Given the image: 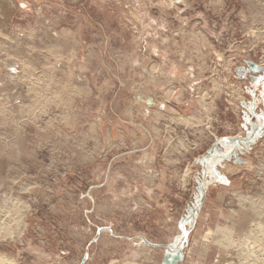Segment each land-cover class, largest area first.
Here are the masks:
<instances>
[{
  "label": "rangeland",
  "instance_id": "rangeland-1",
  "mask_svg": "<svg viewBox=\"0 0 264 264\" xmlns=\"http://www.w3.org/2000/svg\"><path fill=\"white\" fill-rule=\"evenodd\" d=\"M104 1L0 0V264H264V0Z\"/></svg>",
  "mask_w": 264,
  "mask_h": 264
},
{
  "label": "bare ground",
  "instance_id": "bare-ground-1",
  "mask_svg": "<svg viewBox=\"0 0 264 264\" xmlns=\"http://www.w3.org/2000/svg\"><path fill=\"white\" fill-rule=\"evenodd\" d=\"M102 1H104V0H102ZM104 2H105V1H104ZM104 2H103V3H104ZM141 8H142V7H141ZM143 8H144V7H143ZM138 9H139V8H138ZM124 16H125V15H124ZM144 16H145V15H144ZM140 21H141V20H140ZM66 32H67V33H66ZM69 33H71V32H69ZM69 33H68V31H66V30L64 29V31H61L59 34L56 35L55 40H54V48H55V51H56V52H60V51L63 49V47L65 48V47L67 46L66 43H68V42H69V39H70V35H69ZM30 36L32 37L33 34H30ZM30 36H29V38H30ZM146 36H147V35H146ZM182 36H183V35H182ZM23 39H25V38H23ZM31 39H32V38H31ZM12 40H13V39H12ZM9 42H10V41H9ZM15 44H16V43H15ZM17 44H18V43H17ZM18 45H19V44H18ZM0 49H1V50L6 49V50H8L7 52H9L10 50H12V49H11V45H10V43L7 44L6 42H3L2 44H0ZM19 49H20V48H19ZM52 49H53V48H52ZM6 50H4V52H5ZM22 51H23V50H22ZM22 51H21V52H22ZM18 52H20V51H18ZM10 55H11V54H10ZM137 60H138V59H137ZM140 62H141V61H140ZM142 62H143V61H142ZM60 65H61V64H60ZM5 66H6V68H7V73H8V76H6L5 78H6V79H9V80H11L12 78L14 79V76H15L14 74H18V73H19V67H16L17 65H14V64L11 63V62H8L7 64H5ZM5 66H4V67H5ZM25 66H26V67H25L24 69L27 70V71L29 70V72H30V71L32 70V68H33V66H32L31 63H28V65H25ZM141 66H143V65H141ZM141 66H140V67H141ZM49 68H50V67H49ZM49 68H47V69H49ZM64 68H65V67H64ZM64 68H63V69H64ZM145 68H146V67H145ZM0 70H2V69L0 68ZM53 70H54V69H53ZM53 70H52V71H53ZM4 71H5V70H4ZM21 71H22V70H21ZM48 71H49V70H48ZM145 71H146V69H145ZM22 72H23V71H22ZM49 72H50V71H49ZM23 73H24V72H23ZM23 73H22V74H23ZM31 73H32V71H31ZM31 73H29V75H28V76H30L29 78L32 77V76L30 75ZM55 73H56V72H55ZM55 73H54V74H55ZM69 73H70V72H69ZM24 74H25V73H24ZM27 74H28V73H27ZM70 74H71V73H70ZM4 75H5V74H4ZM13 75H14V76H13ZM49 75H50V74H49ZM51 75H52V74H51ZM68 75H69V74H68ZM55 76H56V75L52 76V78H54ZM15 77H16V76H15ZM20 77H22L21 74H20L19 78H20ZM26 77H27V76H26ZM26 77H25V75H24V76H23V79L25 80ZM50 77H51V76H50ZM50 77H49V78L47 77L46 82H48V80L50 79ZM52 78H51V79H52ZM60 78H61V77H60ZM155 78H156V77H155ZM27 79H28V78H27ZM33 79H34V78H33ZM36 79H37V78H36ZM38 79H39V78H38ZM51 79H50V80H51ZM57 79H58V78H56V81H57ZM67 79H68V78H67ZM69 79H70V78H69ZM50 80H49V83H50ZM60 80H61V79H60ZM7 81H8V80H7ZM11 81H12V80H11ZM11 81H9V83H11ZM15 81H16V80H15ZM19 81H22V80H19ZM71 81H72V80H71ZM13 82H14V81H13ZM22 82H23V81H22ZM22 82H21V83H22ZM46 82H45V83H46ZM18 83H19V82H18ZM69 83H70V82H69ZM13 84H14V83H13ZM46 84H47V83H46ZM58 84H60V82H59ZM14 85H15V84H14ZM58 86H59V85H58ZM64 87H65V86H64ZM10 88H11V87H10ZM59 88H60V87H59ZM67 88H69V87H67ZM55 89H56V88H55ZM60 89H61V88H60ZM62 90L64 91V89H61V91H62ZM73 90H74V89H73ZM63 91H62V92H63ZM66 91H67V89H66ZM169 91H170V90H169ZM173 91H174V90H173ZM37 92H38V91H37ZM55 92H56V91H55ZM73 92H74V91H73ZM77 93H78V92H77ZM168 93H171V94H172L173 92L170 91V92H168ZM168 93H167V94H168ZM6 94H7V93H6ZM43 94H44V93H43ZM52 94H54V93H52ZM60 94H62V93H60ZM67 94H70V93H67ZM67 94H66V95H67ZM75 94H76V92H75ZM75 94H74V95H75ZM45 95H46V94H45ZM70 95H71V94H70ZM70 95H68V96H70ZM72 95H73V94H72ZM74 95H73V96H74ZM169 95H170V94H169ZM173 95H174V94H173ZM7 96H9V95H7ZM54 96H56V95H54ZM62 96H63V95H62ZM68 96H65V99H67ZM73 96H72V97H73ZM167 96H168V95H167ZM50 97H52V95H51ZM58 97H59V96H58ZM168 97H169V96H168ZM168 97H167V99H168ZM45 98H46V97H45ZM56 98H57V97H56ZM61 98H63V97H61ZM169 98H171V96H170ZM163 99H164V98H163ZM176 99H177V101H178L180 98H177V97H176ZM54 100H55V99H54ZM165 100H166V99H165ZM43 101H44V100H43ZM49 101H50V100H49ZM56 101H57V99H56ZM56 101H55V102H56ZM65 101H66V100H65ZM65 101H64V102H65ZM68 101H69V100H68ZM143 101H144V100H143ZM168 101H169V100H168ZM52 102H53V101H52ZM59 102H60V98H59L58 103H59ZM66 102H67V101H66ZM66 102H65V103H66ZM1 103H2V102H1ZM5 103H6V102H5ZM5 103H3V104H5ZM38 103H40V102H37V104H38ZM69 103H70V102H69ZM69 103H68V104H69ZM34 104H35V102H34ZM46 104H47V102H46ZM56 104H57V103H56ZM6 105H7V104H5V106H6ZM58 105H59V104H58ZM142 105H143V104H142ZM5 106H4V107H5ZM36 106H37V105H36ZM43 106H44V105H43ZM2 108H3V106H2ZM3 109H5V108H3ZM33 109H34V108H32V110H33ZM0 111H1V109H0ZM2 111H4V110H2ZM6 111H8L7 108L5 109V112H6ZM8 112H9V111H8ZM11 114H12V113H11ZM0 115L5 116L4 112H3V114H0ZM6 115H7V114H6ZM8 116H9V115H8ZM8 116H5V117H8ZM0 117H1V116H0ZM12 117H13V116H12ZM3 118H4V117H3ZM0 119H1V118H0ZM8 119H9V118H8ZM185 119H186V118H185ZM185 119L183 120V122L189 124V119H188V120H187V119L185 120ZM4 120H6V118H5ZM10 121H12V120H10ZM10 121H9V122H10ZM15 123H16V122H15ZM4 126H5V125H4ZM13 126H14V125H13ZM76 152H77V151H76ZM0 191H1V190H0ZM0 197H2V196H0ZM2 198H3V197H2ZM7 199H8V198L4 199V201L7 202ZM8 203H9V202H8ZM16 207H17V206H16ZM4 226H5V225H4ZM6 228H7V227H6ZM4 230H5V229H4ZM133 255H134V254H133ZM0 260H1L2 263L6 261V260H4V259H0Z\"/></svg>",
  "mask_w": 264,
  "mask_h": 264
}]
</instances>
